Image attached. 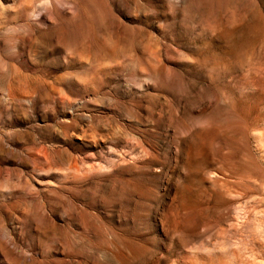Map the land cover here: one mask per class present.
<instances>
[{"label": "rangeland", "instance_id": "374dc122", "mask_svg": "<svg viewBox=\"0 0 264 264\" xmlns=\"http://www.w3.org/2000/svg\"><path fill=\"white\" fill-rule=\"evenodd\" d=\"M0 264H264V0H0Z\"/></svg>", "mask_w": 264, "mask_h": 264}]
</instances>
